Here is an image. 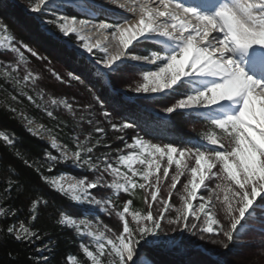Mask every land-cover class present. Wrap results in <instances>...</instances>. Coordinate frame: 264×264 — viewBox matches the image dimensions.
<instances>
[{"label":"snow or ice","instance_id":"6c2138e0","mask_svg":"<svg viewBox=\"0 0 264 264\" xmlns=\"http://www.w3.org/2000/svg\"><path fill=\"white\" fill-rule=\"evenodd\" d=\"M110 3L113 8L93 0L81 10H100L115 17L114 22H97L94 16L79 19L60 15L47 20V25L64 37L75 34L77 47L93 57L95 65L108 70L97 69L98 77L127 71L128 61L124 57L153 65L151 69H140L142 82L130 91L149 98L156 94L175 98L161 109L168 116L178 112L199 114L207 121L200 134L202 143H158L139 133L129 142L123 134L136 125L114 122L91 88L92 100L99 105L97 111H93L91 102L77 109L67 99L46 94L41 85L42 75L32 69L25 52L41 61L48 58L17 41L0 23V48L15 54L14 62L0 61L5 77L0 89L13 102L27 101L57 121L61 132L68 125L57 115L59 109L76 120L67 133V142L52 128L39 125L49 134V147L56 153L46 151L43 162L30 160L18 150L15 154L50 190L81 206L79 215L59 209L56 219L58 226L88 238L87 243L82 241L79 245L80 264H137L142 246L156 245L161 235L170 232L199 234L200 239L207 234L214 238L213 243L228 249L253 214L258 210L264 212V0H215L206 7L186 0ZM55 7V0H30L28 10L45 15ZM124 12L130 17L122 16ZM85 28L99 32L104 40L115 41L119 50L110 54L99 39L93 42L83 35ZM142 46L148 47L149 54L136 53ZM48 71L61 84L71 80L83 83L75 74L70 73L66 80L54 69ZM8 84L11 90L4 86ZM7 110L19 114L28 125L34 122L15 107L8 106ZM85 124L90 131L83 128ZM26 130L37 135L31 127ZM107 130L117 133L116 139L123 141V147L112 149L106 139ZM0 141L15 149L14 139L7 134H0ZM100 148L107 151L98 152ZM69 161L72 166L91 172L93 177L65 184V174L51 175L55 165ZM14 187L19 191L24 186L9 177L0 192L9 198ZM98 188L108 191L97 194L93 190ZM137 196L144 207H133ZM48 203L42 196H33L28 220L9 224L6 234L23 244L41 240L44 234L32 228L31 223ZM93 208L109 217L114 214L120 222L118 229L90 220ZM16 213V209L0 207V216L14 217ZM54 243L48 240L36 251L51 252ZM34 259L47 264L49 257L41 255ZM64 260L65 264H78L74 255L65 256Z\"/></svg>","mask_w":264,"mask_h":264},{"label":"trees","instance_id":"16d2710c","mask_svg":"<svg viewBox=\"0 0 264 264\" xmlns=\"http://www.w3.org/2000/svg\"><path fill=\"white\" fill-rule=\"evenodd\" d=\"M64 15L68 14L64 13ZM0 23L7 26L17 41H21L35 49L40 56L47 57L48 59L43 62L48 63V61H51V65L55 67L54 70L57 68V71H55L61 76L62 74L65 75L64 72L66 71L68 76L70 73L75 74L83 80V83L75 80L69 81L71 86L75 88V95L73 96L76 99H80L79 104L85 105L89 102L93 104L92 95L89 92V88H91L104 102L105 109L112 114L114 122H133L136 127L125 130L123 134L125 140L139 133L141 136H145V138L158 143L173 142L175 144L190 145L202 143L200 140L202 131L196 132L195 130L187 128L188 121L193 123L191 120H195L189 119V115L178 112L170 116L167 115L165 119H158L148 112L149 109L152 110L160 105L162 106V103L165 101L164 99L150 101V105L144 106L142 104L143 101H139L125 87L115 83L112 78L108 79L109 87L107 85H99L97 81L101 78L94 73L97 69L93 65H87L88 63L83 58L75 54L73 50L68 49L56 28L48 27L50 31L54 32V37L47 33L48 30H43L39 20L23 12L20 0H0ZM68 40L72 43L74 42L71 38ZM138 50L145 54L147 47L142 46ZM50 68L53 69L52 66ZM93 73L95 76H92ZM3 84L4 81L0 79V85ZM4 86L11 90L10 84ZM118 88H123V93ZM49 89L53 91L51 87ZM44 90L47 93V88H44ZM51 96L56 99L58 97L66 99L69 93L55 92ZM8 100L11 101L10 96L3 89H0V134H7L15 142V149H9L0 141V190L4 188L5 181L9 177L20 181L24 187L19 191L14 187L9 198H4L2 192H0V207L17 210L14 217L10 216L6 218L0 216V264H43L42 261L34 259L41 255H47L49 257L47 264H65L64 257L74 255L78 264H80L82 252L79 245L82 241L87 243V237L79 236L73 230L60 227L56 224L57 211L59 209H63L73 215H79L78 209L80 207L76 203L69 202L68 199L58 195L55 191L50 190L47 185L40 181L36 172L25 166L15 154L18 150L30 160L43 162L46 151H52L53 154H56L49 147L50 140L48 141L38 135L30 134L18 116L7 109L8 106L15 107L18 113L23 112L30 119H33L34 123L38 124V126L44 124L46 127L52 128L54 133L60 134L63 142L68 141L67 133L71 131L76 120L72 114L64 113L65 110H58L57 115L60 120L68 125L61 132L56 127L57 121L49 119L42 111L37 110L27 101H24L23 104H17L12 101L8 105ZM138 102L141 103L142 107H140ZM143 110H147V113ZM83 128L86 131H90L89 126L86 124L83 125ZM45 134L49 138V134L46 131ZM116 135L117 133L107 130L106 139L111 144L112 149L123 147V141H117ZM97 151L102 152L107 151V149L100 148ZM60 174L69 175L78 179L89 174L91 175L92 173L72 166L71 161H69L68 163L55 165L54 172L51 175L59 176ZM45 175H49V173L45 171ZM93 191L97 192L98 190ZM37 195L44 197L49 203L41 210L38 219L31 223V227L38 229L44 236L34 244L18 243L8 236L5 230L13 222L28 220L30 200L33 196ZM133 207H144L139 196L134 199ZM88 218L94 220L90 217ZM250 225L253 224L248 223L244 228L249 233L252 230ZM252 232L258 233V231L254 230ZM244 233L246 232L241 231L237 240L230 244L228 249H224L219 243L217 247L203 245L202 243L190 245V241H192L191 237L188 235L183 236L179 244L192 251L185 260L146 248L144 249L146 251L145 256L150 259L151 264H187L190 261L193 264H264V247L256 243L257 239H250L251 237L244 235ZM210 239V241H213L214 238L211 237ZM48 240L55 242L52 245L53 251L44 253L37 252L36 249L43 247ZM29 257H33V259H29Z\"/></svg>","mask_w":264,"mask_h":264},{"label":"rangeland","instance_id":"374dc122","mask_svg":"<svg viewBox=\"0 0 264 264\" xmlns=\"http://www.w3.org/2000/svg\"><path fill=\"white\" fill-rule=\"evenodd\" d=\"M20 4L22 5L23 12H25L26 14H28V15L34 17L35 19L39 20V23L42 26V29L48 30L47 33L51 36L53 35V37H54V32L50 31L48 28V27H53V26L47 25V20L53 19L56 16L64 15V13L62 12L63 10H69V11L74 12V13H79L78 5H76V4L71 5V4L65 3V2H57L56 3L57 7L50 8L48 13L45 15H41L39 13H31L28 10L29 5H30V0H20ZM20 8H21V6H20ZM117 11H120V10L117 9ZM80 13H82V12H80ZM77 17L79 19H85V18H80L79 16H77ZM86 29L87 28L82 30V33H83V35H85V37L92 38L93 34H96L97 36L100 35V33L96 32V31L94 33H92V31H86ZM59 34L61 35V39L64 41V44L68 47V49L73 50V52H75V54H77L79 57L83 58L84 61L88 63L87 65H89V66L93 65L94 68L102 69L104 72L108 71L107 69H103L102 65H100V66L95 65L93 57H91L87 52H85L82 49H80L79 47H77L78 42L75 40V34H70L68 37H64L61 33H59ZM100 36H101V39L96 38L95 40H93V42H95L97 39H99L101 42L104 41L107 45H103V47H106V48L108 47L107 49H108V52L110 54H112V53L110 52L109 48L116 49L115 53L119 50L118 47L116 46L115 41L111 40L110 38L108 40H104L103 36L102 35H100ZM70 38L72 40H74L73 43L70 42V40H68ZM129 51H131V49ZM138 52H139V50L137 49L136 53H138ZM139 53H143V52H139ZM97 54L102 55V53H97ZM25 55L28 57L32 69L38 73H41V75H42L41 85L43 88H47L46 94L52 95L55 92H57V93H65V92L69 93V96H67L66 99L67 100L71 99V100H69V102L73 103L77 109H79L81 107L82 104H79L80 99H76L75 96H73V95H75V88L71 86L70 82L68 84H61L60 82L56 81L54 77L51 76L48 69L51 66L54 69L55 67L53 65L50 64V66H48L49 63L45 62L47 64V66H46V64L43 61L38 60L36 57H32L31 54L28 52H25ZM123 59L128 61L127 71H118L116 73H112L111 75H105L103 77H99L101 79H99L97 81L98 84L101 86L107 85V87H109L108 86V79L112 78L115 83L119 84L122 87H125V89L129 93H131V95L138 98L139 101L147 102L146 100H149V97L145 96L144 94H139V95L135 94L134 92L130 91V89L135 87L138 83L142 82V73H141L140 69H143L144 66L147 67L149 64L142 62V61H131L128 57H124ZM0 61H13L14 62L15 61V54L11 53L10 50H8V49L0 48ZM149 69H151V67ZM55 70L57 71V68ZM94 73L96 74V71ZM94 73L92 74V76H95ZM64 74L65 75L62 74V77H64L67 80L69 76L66 73V71L64 72ZM0 79L3 81L5 80V77L3 75L2 70H0ZM46 79H48V80H46ZM45 81H47V82H45ZM49 87H51L53 91H51L49 89ZM122 89H119V90H121L120 91L121 93H123ZM61 90H63V92H61ZM155 96L162 97L165 101L162 103V106L160 105V106L156 107V109H152V110L155 111V113L158 112V113L165 115V113L162 112L161 109L163 107H165L168 103L174 102L175 98H165L163 95H160V94H156ZM58 99H61V98L58 97ZM63 99H65V98H63ZM8 101L9 102H7V104L10 105L12 100L11 101L8 100ZM92 102L94 105L93 111H97L99 108V105H97L94 100H92ZM138 103H139L140 107H142L141 103L140 102H138ZM59 110L64 111V109H62V108ZM143 111L147 113V110H143ZM66 112L67 111L65 110L64 113H66ZM154 114H152V115L156 116ZM16 115L18 116V118L20 119V121L24 127H26V128L31 127V129L34 132H36L39 137L49 141V138L45 134V131L40 129L38 124H35L33 122V124L28 125L19 114H16ZM195 115L199 116V114H195ZM100 119L103 120V117H100ZM202 121H203V123H200L201 121H197L198 122L197 124H194V123H191L188 121L187 128L190 130H195L196 132H199L200 130L202 132H204L206 127H207V121L204 119ZM117 141H120V140H117ZM128 141H131L130 137H129ZM86 177L91 179L93 177V174H91V175L89 174ZM75 179H77V178L69 176V175H65L64 183L67 184L69 182H74ZM97 190H98L96 192L97 194H102V193H105L106 191H108V190L100 189V188H98ZM121 196H124V194L122 193ZM175 199H176V197L174 196V200ZM177 203H178V201H177ZM257 203H258V201H257ZM78 206L81 207L80 205H78ZM92 213L93 214H92V216H90V218L94 219L95 221H100L104 224H107L110 227H112L114 230L118 229L120 222L114 214L111 217H109L107 213L100 211L99 209H96V208L92 209ZM249 223L253 224V225H250L251 226L250 228H252V230H250V233H249L246 231V229L245 230L243 229L242 231L246 232V233H244V235L250 236L251 237L250 239H257L256 243L261 244L264 247V212L258 210L256 213L253 214V217L250 218ZM253 230L258 231V233L252 232ZM186 235H188L192 239V241H190V245H194L196 243L197 244L202 243L203 245L206 244L209 246H215V247L218 246V243H213V241H210L211 237L208 236L207 234L205 235L204 239H200L199 234L196 236H192V235H189L188 233H185V232H176V233L170 232L166 236L161 235L160 242L158 244L142 246L140 249V257H139L137 264H151L150 259L145 256V253H146V251L144 250L145 248L146 249H153V250L161 252V254L171 255V256L176 257V258L181 259V260L187 259V256L190 255V253H192V251L190 249H186L185 246H182L179 244L182 240V237L186 236ZM255 236H257V237H255ZM86 242H88V238L86 239ZM258 249L260 250V248H258ZM184 262L186 263V261H184ZM190 262H187V264H190ZM191 264H193V262H191Z\"/></svg>","mask_w":264,"mask_h":264},{"label":"bare ground","instance_id":"6f19581e","mask_svg":"<svg viewBox=\"0 0 264 264\" xmlns=\"http://www.w3.org/2000/svg\"><path fill=\"white\" fill-rule=\"evenodd\" d=\"M202 1H204L205 2V4L206 5H208L209 6V4H213L214 2H215V0H186V3H190V4H196L197 5V3L198 2H202ZM55 2L57 3V2H65V3H69V4H76V5H80V7H82V8H87L90 4H92L93 3V0H55ZM94 2L96 3V4H102V5H104L105 6V8H113L114 6L110 3V0H94ZM118 9V8H117ZM117 9H115L116 11H117ZM63 13H65V14H68L69 16H79L80 18H85V19H88L89 18V16H94L95 17V19L97 20V22L98 21H107V22H114V20H115V17H113L112 15H110V14H108V13H104V12H102V11H100V10H95V9H93L92 10V12L91 13H89V12H86V11H81V12H83V13H78V14H72V12L71 11H69V10H63L62 11ZM117 12H119V11H117ZM130 15L131 14H129V13H127V12H124V13H122V16H125V17H130ZM86 31H92V33H94L95 32V30H90V28H87L86 29ZM99 33V32H98ZM101 35V34H100ZM100 35H96V34H93L92 35V38H90V37H86L87 39H91L92 41L93 40H95L96 38H99V39H101V36ZM100 36V37H99ZM101 44H102V46L103 45H107L104 41H102L101 42ZM116 46H117V43H116ZM108 48V47H107ZM109 50H110V52L112 53V54H115V50L116 49H114V48H109ZM153 67V65H151V68ZM109 86V85H108ZM161 99H163V98H161ZM150 101H152L151 99H149ZM156 100H159V99H156ZM148 112H150L151 114H154L155 113V111H153V110H151V109H149V111ZM154 115H156L155 117L156 118H158V119H165L166 118V114L165 115H163V114H161V113H158V112H156ZM154 130V129H153ZM153 132V131H152ZM131 139L133 138V137H130Z\"/></svg>","mask_w":264,"mask_h":264}]
</instances>
